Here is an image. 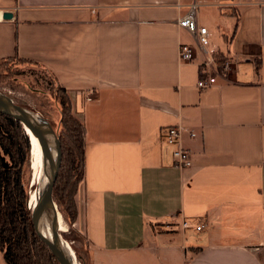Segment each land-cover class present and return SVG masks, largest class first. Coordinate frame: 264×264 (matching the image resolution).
Returning a JSON list of instances; mask_svg holds the SVG:
<instances>
[{
  "label": "crops",
  "instance_id": "0c3cea01",
  "mask_svg": "<svg viewBox=\"0 0 264 264\" xmlns=\"http://www.w3.org/2000/svg\"><path fill=\"white\" fill-rule=\"evenodd\" d=\"M193 3L210 48L233 59L206 89L178 24ZM9 56L50 73L85 125L77 204L91 264H264V0H0ZM171 125L185 129L189 168L163 140Z\"/></svg>",
  "mask_w": 264,
  "mask_h": 264
},
{
  "label": "trees",
  "instance_id": "16d2710c",
  "mask_svg": "<svg viewBox=\"0 0 264 264\" xmlns=\"http://www.w3.org/2000/svg\"><path fill=\"white\" fill-rule=\"evenodd\" d=\"M16 57L0 58V62ZM57 85L63 93L64 132L60 133L58 130L57 133L61 140L62 163L66 171L62 176L61 165L58 180L66 178L64 192L69 184L72 185L70 193L67 194L70 198L68 209L70 218L76 221L78 207L75 200V182L80 178L79 168L84 179L85 125L78 117L72 115L73 102L70 94L64 87L58 83ZM31 146V139L24 125L0 112V251L8 264H59L50 248L37 234L33 223V209L29 207L31 188L27 168ZM57 181L53 190L55 197ZM85 252V255H80L81 263L91 264L89 245Z\"/></svg>",
  "mask_w": 264,
  "mask_h": 264
},
{
  "label": "rangeland",
  "instance_id": "374dc122",
  "mask_svg": "<svg viewBox=\"0 0 264 264\" xmlns=\"http://www.w3.org/2000/svg\"><path fill=\"white\" fill-rule=\"evenodd\" d=\"M0 90L9 94L17 104L23 105L42 115L45 119L52 123L51 125H53L52 127L56 133L58 130L60 133L64 132V124L62 122L64 111V105L62 102L63 93L58 89L57 82L50 75V73L43 70L39 65L30 61H25L18 57L8 61H1ZM72 115L78 117L82 121L80 116L77 114V111L74 110V107L72 109ZM27 131L29 133L28 127ZM31 141L33 142L32 138ZM50 141L52 145H55L54 140L51 137ZM38 142H35L36 144L34 142L31 143L32 146L29 153L27 178L30 183L31 193L36 190H40L42 184L44 183V175L40 172L42 167H39L42 164V147ZM80 171L81 170L79 168L78 172L80 174V178L75 182L77 190V194L75 196L76 203L77 195L83 188V178L81 177ZM65 172L64 164L62 163L61 175L64 176ZM65 183L66 178L64 179V177L57 181L58 187L57 193L55 194L57 199L53 196L59 211V231H62V237L72 245L74 251L76 252L78 262H82L80 255H85L88 241L86 240L87 238L84 233L83 225L78 221V217L76 221H73L70 218V209H68L70 206V198L67 194L70 193L72 185L69 184L64 192L63 187ZM0 260H3L1 252Z\"/></svg>",
  "mask_w": 264,
  "mask_h": 264
},
{
  "label": "water",
  "instance_id": "95a60500",
  "mask_svg": "<svg viewBox=\"0 0 264 264\" xmlns=\"http://www.w3.org/2000/svg\"><path fill=\"white\" fill-rule=\"evenodd\" d=\"M4 17L11 18L12 13L7 12ZM0 112L20 121L26 131L28 127L33 135L38 138L42 147L44 183L39 190L38 199L33 208V223L37 234L50 248L59 264H77L76 260L67 253V242L59 231V211L53 198L54 185L62 165L63 156L59 136L51 123L42 115L17 104L9 94L1 90ZM29 137L31 139L30 135ZM50 137L54 140L55 145H52ZM48 209L51 210L53 218L51 232H46L43 226L44 216Z\"/></svg>",
  "mask_w": 264,
  "mask_h": 264
},
{
  "label": "built area",
  "instance_id": "2783aa9c",
  "mask_svg": "<svg viewBox=\"0 0 264 264\" xmlns=\"http://www.w3.org/2000/svg\"><path fill=\"white\" fill-rule=\"evenodd\" d=\"M199 5L193 3L189 6L187 12L178 20V24L185 28L193 38L194 45L202 52L203 59L198 63L202 76L197 82L199 89H206L217 83L219 76L228 80L229 73L233 66V59L230 57H219L214 49L210 48V31L206 25H202L198 20ZM190 43H182L179 47V58L183 62H192L195 59V47ZM184 128L180 125H171L164 127L162 137L166 144L172 147L174 165L181 168L193 166V157L191 151L183 144ZM191 136H196L191 132ZM180 226L182 229H188L195 226L194 222L184 218ZM204 224L201 222L196 225V229L202 230Z\"/></svg>",
  "mask_w": 264,
  "mask_h": 264
},
{
  "label": "bare ground",
  "instance_id": "6f19581e",
  "mask_svg": "<svg viewBox=\"0 0 264 264\" xmlns=\"http://www.w3.org/2000/svg\"><path fill=\"white\" fill-rule=\"evenodd\" d=\"M29 134L31 135V138H32V140H33L34 143L39 141L38 138L35 137V136L33 135V133L31 132L30 129H29ZM33 142L31 141V143H33ZM38 143H40V142H38ZM35 144H36V143H35ZM40 145H41V144H40ZM38 162H39V161H38ZM38 164H39V163H38ZM39 167H42V170H41L40 172H41V174H43V157H42V164H41ZM37 170H38V169H37ZM39 175H40V174H39ZM35 176H36V175H35ZM41 177H42V176H41ZM36 178H37V177H36ZM36 181H37V180H36ZM35 186H36V185H35ZM38 193H39V190H36L35 192L31 193L30 201H29V207H31L32 209L34 208V205H35V203H36V201H37V199H38ZM52 224H53V218H52V215H51V210L48 209V210L46 211V214H45V216H44V220H43V226H44V229H45L46 232H51ZM65 241H66V240H65ZM66 242H67V243H66L67 253L69 254V256H70L72 259L76 260V263H77V264H82V263L78 262V259L76 258V253H75V251H74L72 245H71L68 241H66Z\"/></svg>",
  "mask_w": 264,
  "mask_h": 264
}]
</instances>
